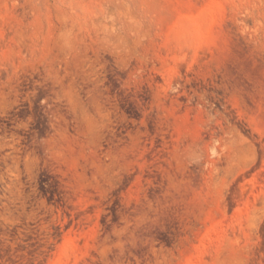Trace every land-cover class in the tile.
Here are the masks:
<instances>
[{
	"label": "rangeland",
	"instance_id": "1",
	"mask_svg": "<svg viewBox=\"0 0 264 264\" xmlns=\"http://www.w3.org/2000/svg\"><path fill=\"white\" fill-rule=\"evenodd\" d=\"M0 264H264V0H0Z\"/></svg>",
	"mask_w": 264,
	"mask_h": 264
}]
</instances>
